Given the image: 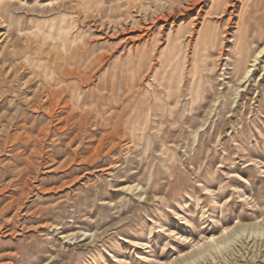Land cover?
Instances as JSON below:
<instances>
[{
    "label": "rangeland",
    "instance_id": "rangeland-1",
    "mask_svg": "<svg viewBox=\"0 0 264 264\" xmlns=\"http://www.w3.org/2000/svg\"><path fill=\"white\" fill-rule=\"evenodd\" d=\"M179 1L0 0V264H264V0Z\"/></svg>",
    "mask_w": 264,
    "mask_h": 264
},
{
    "label": "bare ground",
    "instance_id": "bare-ground-1",
    "mask_svg": "<svg viewBox=\"0 0 264 264\" xmlns=\"http://www.w3.org/2000/svg\"><path fill=\"white\" fill-rule=\"evenodd\" d=\"M204 1L205 0H183V1H179V2H177V5L174 7V8H172L171 9V12H170V15H168V17H167V19L165 18V26H167L169 23H173L174 22V20H172V19H174V17L177 15V14H183V13H185V12H190L191 10H193L195 7H198L199 5H201V4H203L204 3ZM258 6H259V4L258 3H256ZM205 5V4H204ZM258 6H254V7H258ZM235 7H236V4L235 3H233V4H231V6H230V8L231 9H235ZM261 8V7H260ZM258 10V9H257ZM232 12L233 11H230L228 14H229V16L231 17L232 16ZM223 13H225L224 11H223ZM236 13V12H235ZM258 20V19H257ZM169 23H168V22ZM171 21V22H170ZM255 23H257V22H254V24ZM259 23V22H258ZM170 24V25H171ZM259 24H257V26H258ZM163 27V26H162ZM261 31H263V30H261ZM143 37V36H142ZM141 39V38H140ZM237 40V39H236ZM240 40L241 39H238L235 43V46L237 45L238 46V44H240ZM254 44V43H253ZM242 52V49H240L239 50V46H238V54H240ZM262 52H264V48L261 50V52L258 54V56L262 53ZM172 56V55H171ZM255 57V56H254ZM171 58V57H170ZM245 59V58H244ZM188 60V59H187ZM253 61H252V65L250 66V67H253L254 65V63L257 61V56L254 58V59H252ZM245 61H246V59H245ZM251 61V60H250ZM244 62V61H243ZM246 63V62H245ZM174 64V63H173ZM247 64V63H246ZM246 66V65H245ZM244 68V67H243ZM251 69V68H250ZM245 70V69H244ZM251 70H246L245 72H244V77L246 76V75H248L249 74V72H250ZM95 150V149H94Z\"/></svg>",
    "mask_w": 264,
    "mask_h": 264
}]
</instances>
